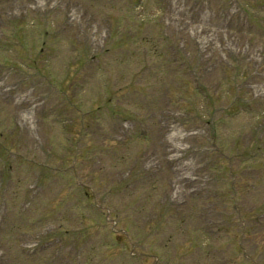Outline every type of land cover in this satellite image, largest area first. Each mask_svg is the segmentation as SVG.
Listing matches in <instances>:
<instances>
[{
  "label": "rangeland",
  "instance_id": "1",
  "mask_svg": "<svg viewBox=\"0 0 264 264\" xmlns=\"http://www.w3.org/2000/svg\"><path fill=\"white\" fill-rule=\"evenodd\" d=\"M39 1L0 0V264H264V0Z\"/></svg>",
  "mask_w": 264,
  "mask_h": 264
},
{
  "label": "trees",
  "instance_id": "2",
  "mask_svg": "<svg viewBox=\"0 0 264 264\" xmlns=\"http://www.w3.org/2000/svg\"><path fill=\"white\" fill-rule=\"evenodd\" d=\"M80 178H81V175H80ZM81 186H82V184H81Z\"/></svg>",
  "mask_w": 264,
  "mask_h": 264
}]
</instances>
